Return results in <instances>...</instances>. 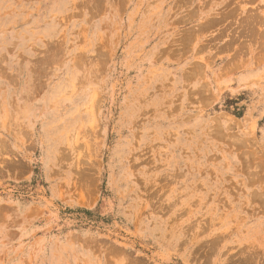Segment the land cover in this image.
Returning a JSON list of instances; mask_svg holds the SVG:
<instances>
[{
    "label": "rangeland",
    "instance_id": "1",
    "mask_svg": "<svg viewBox=\"0 0 264 264\" xmlns=\"http://www.w3.org/2000/svg\"><path fill=\"white\" fill-rule=\"evenodd\" d=\"M0 264H264V0H0Z\"/></svg>",
    "mask_w": 264,
    "mask_h": 264
}]
</instances>
